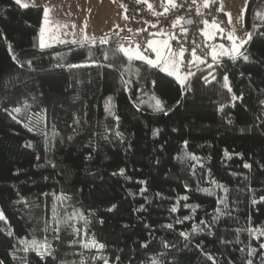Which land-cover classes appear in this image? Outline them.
I'll return each mask as SVG.
<instances>
[{
	"label": "trees",
	"instance_id": "trees-1",
	"mask_svg": "<svg viewBox=\"0 0 264 264\" xmlns=\"http://www.w3.org/2000/svg\"><path fill=\"white\" fill-rule=\"evenodd\" d=\"M43 15L0 0V264H264V0L184 86L115 35L39 49Z\"/></svg>",
	"mask_w": 264,
	"mask_h": 264
},
{
	"label": "rangeland",
	"instance_id": "rangeland-1",
	"mask_svg": "<svg viewBox=\"0 0 264 264\" xmlns=\"http://www.w3.org/2000/svg\"><path fill=\"white\" fill-rule=\"evenodd\" d=\"M217 1L219 12L226 15L229 29L225 30L220 23L205 19L201 30L205 40L208 42V46L210 48L209 57L213 62H218L222 58H235L239 56L232 51L234 46L241 45V41L245 40H247L248 43L250 40L248 39L247 34L251 33V38L253 35V32L248 30L245 25L246 11L250 0ZM22 4H28V7H43L44 11L45 9H48L47 17L43 15L42 25L39 31V49H46L53 45H58V43L63 40L64 41L62 43L71 44L95 43L96 41L101 40L106 41L113 35V31L116 29L114 27L125 24L130 26L125 31L130 32L142 33L152 29V36L148 39L144 48L139 45L125 47L130 53H135L137 49H139V51L147 58L153 60L156 59V51H153V49L148 47L149 42L152 41L157 42L154 47L159 48L163 54H167L169 48L171 53L174 54L180 53L181 50H183L182 56H176L178 61L177 75L181 77L186 75L188 72L194 74L198 68L208 61L207 58L199 56L205 61V63H199L196 61L197 55H195L194 52H191V58L189 59L188 66L185 67L187 49L184 45H182V47L178 50L174 48L172 42V31L169 33L167 30H156L155 27L150 25L148 22L129 16L126 11L125 3L120 0H21L19 5L22 6ZM112 18H117V21ZM214 24L218 25L219 28L212 27ZM41 29H43V36H41ZM71 33L84 34L90 39L84 38L85 40L80 43H73L65 40ZM205 33H209L211 38H209V35H205ZM229 36L238 37V39H229ZM41 39L46 45L45 47H40ZM165 41L168 44V48L164 47ZM247 43H244L240 47L241 53H243ZM213 48H215L218 53L216 59H213L211 54ZM222 51L228 52L229 54H220ZM123 53L125 54V52ZM125 55L129 58L128 54ZM131 59L146 62V60L136 58L135 56ZM191 76L188 77L185 84ZM171 77L177 79L176 75H171ZM177 81L179 82L178 79ZM261 231H264V229L256 230L255 235L257 237H262L264 245V235H261ZM91 243L92 240L88 241L86 244H88L90 248L99 249L97 247H92ZM26 244L27 248L35 249L39 252L49 251L48 244L46 242L31 241ZM41 245H44V247L42 248Z\"/></svg>",
	"mask_w": 264,
	"mask_h": 264
},
{
	"label": "built area",
	"instance_id": "built-area-1",
	"mask_svg": "<svg viewBox=\"0 0 264 264\" xmlns=\"http://www.w3.org/2000/svg\"><path fill=\"white\" fill-rule=\"evenodd\" d=\"M126 4L127 12L136 19H142L153 25L156 30L172 31V42L177 50L184 45L187 49L185 67L188 66L191 52L201 57H207L209 53L208 42L202 34L203 21L208 18L215 17L216 20L222 21L223 15L219 12L218 1L211 0L209 7H202V0H196L193 4L192 0H175L176 7L169 6L168 11L163 15H154L143 4L132 0H120ZM199 8L201 14H197ZM177 17H183L182 25L173 27V22ZM191 19L189 25L185 21ZM152 36V29L142 33L121 31L118 32L113 40L116 48L133 47L135 45L145 46L148 39ZM213 63L208 59V64ZM66 67H69L66 65Z\"/></svg>",
	"mask_w": 264,
	"mask_h": 264
},
{
	"label": "snow or ice",
	"instance_id": "snow-or-ice-1",
	"mask_svg": "<svg viewBox=\"0 0 264 264\" xmlns=\"http://www.w3.org/2000/svg\"><path fill=\"white\" fill-rule=\"evenodd\" d=\"M137 2H141V0H137ZM144 2H146V0H144ZM167 2L169 4H171L173 7H176V4H175V0H167ZM16 3L20 4L21 3V0H16ZM192 3L195 4L196 3V0H192ZM211 3V0H202V7H209ZM23 7L27 8L29 5L28 4H22ZM148 7L151 9L152 8V5L151 4H148ZM168 11V8H165V12ZM154 15H159L158 13H155L153 12ZM197 14H201L200 13V10L199 8H197ZM44 15L45 17H47L48 15V9H45L44 11ZM127 18V17H125ZM262 20H264V15H261L260 17ZM183 17H177L176 20L173 22V27L177 26V25H181V27H183L182 25V21H183ZM206 23V22H205ZM212 27L214 28H219L218 25H212ZM205 35H209V38H211L210 34L209 33H205ZM248 35V39L250 40L251 39V33L247 34ZM41 36H43V29H41ZM85 39H90L89 37L85 36ZM229 39H238V37H233V36H229ZM63 42V41H61ZM106 42V41H105ZM157 42L156 41H152V42H149L148 44V47L153 49V51H156L157 55H156V59H149L147 58L146 56H144L140 51L139 49H137V51L135 53H130L128 49H126L124 46H121L120 48V51L122 52H125V54H128L129 55V58L131 59L133 56H135L136 58H139V59H142V60H146V62L151 65L152 67H159L161 71L163 72H166L168 73L169 75H176L177 79L179 80L180 84L181 85H184L185 82L187 81L188 77L193 75V73L191 72H188L186 75H184L183 77L177 75L178 73V61L176 59V56H182V53H183V50H181L180 53H171V50L169 48V51L167 54H163L159 48H156L154 47V45L156 44ZM244 43H247V40L245 41H241V45H237V46H234L233 48V52H235L236 54L238 55H243V53L240 52V47L244 44ZM46 45L44 44L43 40L41 39V43H40V47H45ZM164 47L168 48V44L167 42L165 41L164 42ZM212 57L213 59H216L217 56H218V53H217V50L215 48L212 49ZM220 54H224V55H227L229 54L228 52H223L220 53ZM244 59L247 60L248 57L247 56H244ZM196 61H198L199 63H205V61L203 59H201V57L197 56L196 57ZM205 79H207V77H205ZM225 79H227L225 77ZM153 83H155L153 81ZM152 99L155 101L154 103V108H156L157 110H162L163 109V103L162 101L159 99V98H156V97H152ZM111 100V98H109V101ZM14 111H17L19 112L20 109L19 108H16L14 109ZM246 167H248V165H246ZM67 198V197H65ZM186 199V197H185ZM176 209H173V211H175ZM3 214L0 213V219H3ZM83 218V217H81ZM71 219V217H70ZM169 227H171V225H169ZM79 232V229H77V233ZM184 235V234H182ZM261 235H264V231H261ZM85 247H89L88 244H85L84 245ZM91 246L92 247H97V248H103L104 245L103 244H99L98 242L96 241H92L91 243ZM168 244L167 242H165V247H167ZM41 247L43 248L44 245H41ZM262 248H264V245L261 246ZM105 264H107V262H105ZM247 264H252V261L249 260L247 262Z\"/></svg>",
	"mask_w": 264,
	"mask_h": 264
},
{
	"label": "crops",
	"instance_id": "crops-1",
	"mask_svg": "<svg viewBox=\"0 0 264 264\" xmlns=\"http://www.w3.org/2000/svg\"><path fill=\"white\" fill-rule=\"evenodd\" d=\"M135 1H137V0H135ZM139 3L143 4L152 13L155 12V13H158L159 15L165 14L166 13L165 12V8H169V6L171 5V4H169L167 2V0H155V1H153V0H146V2H144V0H141V2H139ZM148 4H151L152 5V8L151 9L148 7ZM112 19L117 21V18H112ZM120 22H121V20H120ZM129 27L130 26H127L125 24L124 25H120V26H116V27H114L116 29H114L113 35H116L118 32H121V30L122 31H125ZM169 33H170V31H169ZM84 36H85L84 34L71 33L70 35H68L66 37L65 40L70 41V42H73V43H80V42H82V41L85 40L84 39L85 38ZM60 43H62V42L60 41L58 44H60Z\"/></svg>",
	"mask_w": 264,
	"mask_h": 264
},
{
	"label": "water",
	"instance_id": "water-1",
	"mask_svg": "<svg viewBox=\"0 0 264 264\" xmlns=\"http://www.w3.org/2000/svg\"><path fill=\"white\" fill-rule=\"evenodd\" d=\"M190 23H191V19H188V20L185 21L186 25H189Z\"/></svg>",
	"mask_w": 264,
	"mask_h": 264
},
{
	"label": "clouds",
	"instance_id": "clouds-1",
	"mask_svg": "<svg viewBox=\"0 0 264 264\" xmlns=\"http://www.w3.org/2000/svg\"><path fill=\"white\" fill-rule=\"evenodd\" d=\"M209 51H210V48H209ZM187 54V53H186ZM207 59H210L209 57V53H208V56L206 57ZM211 60V59H210ZM212 61V60H211ZM213 62V61H212ZM214 63V62H213ZM206 64H208V61L206 62ZM210 65V64H209Z\"/></svg>",
	"mask_w": 264,
	"mask_h": 264
}]
</instances>
